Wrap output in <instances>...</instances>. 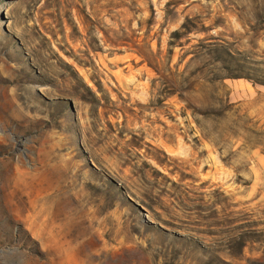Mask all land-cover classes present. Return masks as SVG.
Instances as JSON below:
<instances>
[{
	"label": "rangeland",
	"instance_id": "obj_1",
	"mask_svg": "<svg viewBox=\"0 0 264 264\" xmlns=\"http://www.w3.org/2000/svg\"><path fill=\"white\" fill-rule=\"evenodd\" d=\"M0 264H264V0H0Z\"/></svg>",
	"mask_w": 264,
	"mask_h": 264
},
{
	"label": "water",
	"instance_id": "obj_2",
	"mask_svg": "<svg viewBox=\"0 0 264 264\" xmlns=\"http://www.w3.org/2000/svg\"><path fill=\"white\" fill-rule=\"evenodd\" d=\"M71 105V104H70Z\"/></svg>",
	"mask_w": 264,
	"mask_h": 264
}]
</instances>
